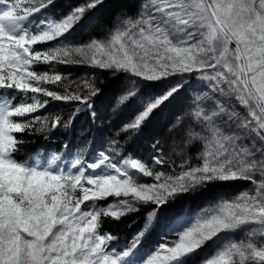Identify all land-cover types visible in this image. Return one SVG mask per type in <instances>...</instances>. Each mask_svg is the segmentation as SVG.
Wrapping results in <instances>:
<instances>
[{
  "label": "snow or ice",
  "instance_id": "6c2138e0",
  "mask_svg": "<svg viewBox=\"0 0 264 264\" xmlns=\"http://www.w3.org/2000/svg\"><path fill=\"white\" fill-rule=\"evenodd\" d=\"M56 2L0 0V264H264V0H141L107 39L80 45L74 33L101 18L106 0H80L49 18L44 10ZM56 65L112 72L119 91L110 106L129 114L123 133L187 101L176 120L189 121L187 142L203 146L201 163L167 174L155 167L166 163L159 141L145 160L130 147L125 155L120 139L92 159L73 157L68 145L64 156L17 159L24 141L14 134L61 126L60 116L49 124L32 115L50 100L78 102L65 126L84 109L95 118L104 103L95 72L76 91L44 87L66 78ZM236 182L251 188L232 199L218 191L168 223L165 239L177 240L141 251L170 200ZM141 212L131 244L113 252L117 238L100 231L103 220Z\"/></svg>",
  "mask_w": 264,
  "mask_h": 264
},
{
  "label": "trees",
  "instance_id": "16d2710c",
  "mask_svg": "<svg viewBox=\"0 0 264 264\" xmlns=\"http://www.w3.org/2000/svg\"><path fill=\"white\" fill-rule=\"evenodd\" d=\"M79 2L80 0H57L54 7L45 9L44 12L50 14L49 18H61L71 5ZM140 2L141 0H106L108 7L102 10L101 18L88 30L78 28L74 33V43L80 45L89 42L90 38L107 39L114 31L115 24L119 22L117 17L123 14L135 17ZM52 43L55 44L56 42ZM50 46L49 44H39L35 47L46 49ZM35 67L38 71L49 68L47 65ZM55 71L62 73L66 78L56 84H46L44 87L61 93L66 88L69 91H76L77 83L95 72L97 86L106 89L104 103L102 106L97 105L95 118L90 114V110L84 109L76 115L70 126H65L69 118L74 115L78 102L51 101L50 98L41 96V99H49L50 102L47 108L40 109L32 115L47 117L49 124L55 116H60L61 126L49 131L40 130L14 134L24 141L19 145V151L16 153L17 159L26 160L29 157L36 158L53 154L64 156L65 145H68L73 157L79 155L81 158L92 159L94 155H98L101 148H107L112 139H120L121 144L126 149L125 155H127V149L130 147L145 160L149 153L154 152L153 143L159 141L158 148H160L163 157L166 158L167 164L156 167V169L167 174H178L184 161H187L188 166H196L201 163L197 158V151L202 150L203 146L199 143L191 146L187 142L186 129L189 121L185 118L183 125H180L177 124L176 120L177 114H181L187 109V101L182 102L178 99L163 113H158L152 117L140 133H123L121 131L122 121H126L129 114L114 112L110 106L116 103V95L119 91L112 72L93 69L86 65H56ZM83 91L86 93V89ZM29 118L18 117L15 119ZM37 127H41V125H37ZM247 188H251V185L245 182H236L223 189L205 192L203 195H185L170 200L162 207L160 223L149 240L143 244L141 251L146 252L155 245L164 243L166 226L172 219L186 210L198 211L206 206L209 200H215L218 191H222L228 199H232ZM142 223L143 212L127 215L120 221L104 219L100 231L110 233L117 238L109 242L115 245L112 250L117 251L122 249L125 244H131L134 234Z\"/></svg>",
  "mask_w": 264,
  "mask_h": 264
},
{
  "label": "rangeland",
  "instance_id": "374dc122",
  "mask_svg": "<svg viewBox=\"0 0 264 264\" xmlns=\"http://www.w3.org/2000/svg\"><path fill=\"white\" fill-rule=\"evenodd\" d=\"M121 26V21H119L118 23H116L115 24V28H117V27H120ZM159 147V146H158ZM160 149V148H159ZM157 154H162L161 152H159V153H157ZM163 155V154H162ZM48 156H51V155H48ZM149 158V156L148 157H146V160ZM165 160H166V158H165ZM166 164H167V161H166ZM155 167H161V165H157V166H155ZM87 171H91V170H87ZM140 179H142V180H146L147 182H149V183H152V182H154L153 180H152V178H144V177H142V174H140ZM178 239V234H176V233H173L171 236H168L167 237V239H165V242H167V243H171V241H173V240H177ZM164 242V243H165ZM113 251V250H112ZM206 251H208V252H211L212 251V249L210 248V249H208V250H206ZM113 252H115V251H113Z\"/></svg>",
  "mask_w": 264,
  "mask_h": 264
}]
</instances>
